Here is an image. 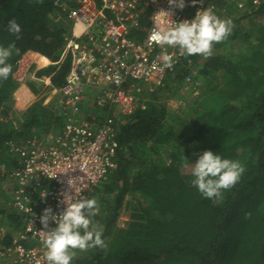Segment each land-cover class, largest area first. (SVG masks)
Returning a JSON list of instances; mask_svg holds the SVG:
<instances>
[{
	"label": "trees",
	"instance_id": "1",
	"mask_svg": "<svg viewBox=\"0 0 264 264\" xmlns=\"http://www.w3.org/2000/svg\"><path fill=\"white\" fill-rule=\"evenodd\" d=\"M74 7L71 0H0V46L14 43L19 49L8 61L9 78L0 80V164H14L5 149L8 141L55 134L64 125L60 96L42 106L33 97L45 85L25 79L35 72L56 89L64 86ZM233 12L228 16L234 22L250 21L251 27L214 44L216 53L208 59L188 56L195 62L194 79L202 83L199 97L185 110L188 119L165 103L184 100L178 96L190 91L183 88L187 73L180 71L164 89L145 95V108L117 123V168L89 194L98 201L92 219L101 225L107 248L77 251L71 264H264V7ZM12 19L21 27L20 39L6 30ZM37 59L51 64L37 70ZM107 111L88 109L84 117L98 127ZM207 150L245 167L239 182L215 201L191 184L192 164ZM5 178L0 174L4 200L9 199L1 191ZM123 209L130 221L117 231ZM24 222L12 207L0 205L6 243Z\"/></svg>",
	"mask_w": 264,
	"mask_h": 264
},
{
	"label": "built area",
	"instance_id": "2",
	"mask_svg": "<svg viewBox=\"0 0 264 264\" xmlns=\"http://www.w3.org/2000/svg\"><path fill=\"white\" fill-rule=\"evenodd\" d=\"M71 1L75 7L69 12L72 29L65 54L70 57V69L65 84L56 89L46 79L34 78L60 96L64 125L58 133H32L5 145L14 164L1 163L0 174L12 182L11 207L25 217V222L11 243H6L0 233V264H47L40 216L46 208H51L53 215L62 213L65 194L77 200L89 198L94 188L107 181L117 168V123L146 107L143 94L164 89L180 71L187 73L184 89L196 97L202 89L194 79L192 58L149 41L154 22L166 26V21L153 16L160 9L169 10L168 0ZM185 5L183 10H172L174 22L191 20L198 10L209 7L226 19L232 10L244 13L263 8L264 0H196L195 6L192 0H185ZM164 51L173 55L174 67L161 71ZM165 103L171 112L184 105L182 100L168 99ZM92 108L108 110L98 127L94 119L84 117ZM69 180H73V188ZM54 227L49 221V229Z\"/></svg>",
	"mask_w": 264,
	"mask_h": 264
},
{
	"label": "clouds",
	"instance_id": "3",
	"mask_svg": "<svg viewBox=\"0 0 264 264\" xmlns=\"http://www.w3.org/2000/svg\"><path fill=\"white\" fill-rule=\"evenodd\" d=\"M196 0H192L195 6ZM169 10L160 9L153 17L166 21V26L154 22L150 31L149 41L160 48L178 49L180 55H201L208 59L213 54V45L225 42L233 32L234 24L230 18L221 19L215 15L211 7L198 10L191 20L176 23L171 19L174 9L183 10L185 0H168ZM9 33L20 39L21 27L15 19L8 21ZM15 51L19 49L14 43L8 47L0 46V80H7L12 73V65L8 63ZM160 59L164 69L174 67L173 55L167 51L161 53ZM245 167L238 160L222 158L207 150L199 155L192 164L191 184L205 199H222V190H230L240 180ZM68 184L73 188V180ZM63 203L66 205L62 213L53 215L51 208H46L40 216L44 230L42 245L45 249L44 260L47 264H71L77 251L89 249H106L107 243L101 225L93 222L99 211L95 198L75 199L65 194ZM250 217V213L246 214ZM49 221L56 227L49 229Z\"/></svg>",
	"mask_w": 264,
	"mask_h": 264
},
{
	"label": "rangeland",
	"instance_id": "4",
	"mask_svg": "<svg viewBox=\"0 0 264 264\" xmlns=\"http://www.w3.org/2000/svg\"><path fill=\"white\" fill-rule=\"evenodd\" d=\"M232 12H233V10H232ZM232 12H229V14H231ZM233 14H235V13L233 12L231 17L234 16ZM231 17H230V19H232V21H233V18H231ZM233 24H234L233 32L235 30H239L241 32H244L245 30L248 29V27H251L250 26L251 22L246 21V20H243L239 23H236L233 21ZM226 48H227L226 49L227 52L230 53V47H226ZM215 53H216V51H215V49H213L212 55H214ZM199 56H200L201 60L204 58L201 55H199ZM37 61L40 62L39 59H37ZM199 62H201V61L199 60ZM39 65L42 66L41 64H39ZM43 65H46V63H43ZM201 85H202V83H201ZM219 87H221V85ZM219 87H217V88L219 89ZM48 96L49 97L52 96L51 101H53L59 95L53 93V91H51V90L45 89L39 97H34V102L44 103V101L49 98ZM143 96H145V94H143ZM178 97L184 99V100H182L184 102V105L182 107L176 108L175 110H172L173 111L172 113H174L176 116H180L184 119H188V115L186 114L185 110H186V108L191 106V102H193V100L196 98V95H194L191 91L185 90V91H183V93H180V96H178ZM172 100H177V99H172ZM4 184H5V187L1 191L7 193V194H5V196L9 197V199L7 198L6 200H4V199H2L3 198V196H2V198L0 199L1 200L0 205H6V207H9V206L11 207V199H12L11 196L13 194H10V191L12 189V182L6 177L4 179ZM129 199L130 198H127V201H129ZM129 221H130V212L127 209H123L121 211L120 217H119L118 222H117L114 229L118 231L120 229L126 228V223H128Z\"/></svg>",
	"mask_w": 264,
	"mask_h": 264
},
{
	"label": "crops",
	"instance_id": "5",
	"mask_svg": "<svg viewBox=\"0 0 264 264\" xmlns=\"http://www.w3.org/2000/svg\"><path fill=\"white\" fill-rule=\"evenodd\" d=\"M39 58H42V56H40L39 55ZM39 64H41L40 62H38V66H37V70H41V69H45V68H47L50 64H51V62L48 60V63H46V65H42V66H40ZM35 78V72H32V73H30L29 75H28V77L25 79V82H32V83H37V81L34 79ZM47 82H50V81H48L47 80ZM39 84V83H38ZM49 97V96H48ZM51 97L52 96H50L48 99H46L45 101H44V103H41L42 104V106H47V105H49L48 103H50V102H52L51 101ZM34 98V97H33Z\"/></svg>",
	"mask_w": 264,
	"mask_h": 264
},
{
	"label": "bare ground",
	"instance_id": "6",
	"mask_svg": "<svg viewBox=\"0 0 264 264\" xmlns=\"http://www.w3.org/2000/svg\"><path fill=\"white\" fill-rule=\"evenodd\" d=\"M44 63H48V61H45Z\"/></svg>",
	"mask_w": 264,
	"mask_h": 264
}]
</instances>
